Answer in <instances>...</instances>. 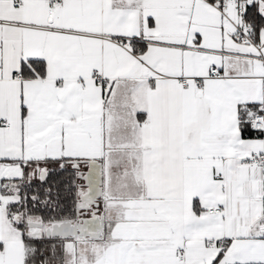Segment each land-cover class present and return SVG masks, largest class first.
Masks as SVG:
<instances>
[{
    "label": "snow or ice",
    "instance_id": "1",
    "mask_svg": "<svg viewBox=\"0 0 264 264\" xmlns=\"http://www.w3.org/2000/svg\"><path fill=\"white\" fill-rule=\"evenodd\" d=\"M0 264H264V0H0Z\"/></svg>",
    "mask_w": 264,
    "mask_h": 264
}]
</instances>
